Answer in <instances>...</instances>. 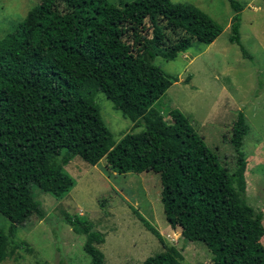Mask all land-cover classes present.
Instances as JSON below:
<instances>
[{
	"label": "trees",
	"instance_id": "obj_1",
	"mask_svg": "<svg viewBox=\"0 0 264 264\" xmlns=\"http://www.w3.org/2000/svg\"><path fill=\"white\" fill-rule=\"evenodd\" d=\"M227 2L228 42L248 58L239 37L242 5ZM221 31L198 8L169 0L120 7L106 0H40L0 39V215L8 222L6 235L0 228V262L15 227L42 213L30 186L55 199L66 195L75 182L62 167L76 156L90 166L104 158L120 173L157 174L166 225L187 242H201L210 264H264L263 212L245 198L243 114L230 127L236 168L229 174L184 116L166 123L152 108L177 82L154 60L172 61L193 43L208 46ZM96 92L133 122L117 143L93 103ZM245 170L248 176L254 168ZM131 212L160 242L157 231ZM64 222L84 237L89 264H105L96 246L103 243L100 233L78 216ZM179 260L170 247L140 264Z\"/></svg>",
	"mask_w": 264,
	"mask_h": 264
},
{
	"label": "rangeland",
	"instance_id": "obj_2",
	"mask_svg": "<svg viewBox=\"0 0 264 264\" xmlns=\"http://www.w3.org/2000/svg\"><path fill=\"white\" fill-rule=\"evenodd\" d=\"M133 1L106 0L115 7ZM169 1L198 8L222 31L206 47L193 43L172 61L154 60L155 66L176 76L177 82L152 108L162 113L166 123L174 116H184L216 156L218 165L229 174L236 168L229 144L230 127L235 115L243 114L248 132L243 137L241 152L245 169L247 165L254 168L248 176L244 169L245 198L254 211L263 212L260 244L264 248V0H235L243 7L239 37L248 58H243L239 48L228 42L232 12L227 0ZM39 2L0 0V39ZM92 100L114 143L131 131L133 122L113 109V103L102 93L96 92ZM63 152L56 157L58 160ZM105 166L103 159L90 166L78 157L72 158L62 169L75 184L59 199L30 186L42 213L29 216L15 227L0 264H89L82 251L84 237L64 222L65 217L72 216L89 222L92 230L100 233L103 243L96 246L105 264H140L170 247L178 251L181 264H210L212 255L201 242H187L178 229L166 225L157 174H124ZM131 208L157 231L160 242L139 223ZM0 228L6 235L8 222L1 215Z\"/></svg>",
	"mask_w": 264,
	"mask_h": 264
},
{
	"label": "clouds",
	"instance_id": "obj_3",
	"mask_svg": "<svg viewBox=\"0 0 264 264\" xmlns=\"http://www.w3.org/2000/svg\"><path fill=\"white\" fill-rule=\"evenodd\" d=\"M211 43H212V42H211ZM211 43H210V44H211ZM240 45H241V44H240ZM205 47H206V46H205ZM184 57H185V56H184ZM152 106H153V105H152ZM158 112H159V111H158ZM159 113H161V112H159ZM159 116H160V117L162 118V120H163V117H162L163 115H162V113H161ZM235 116H236V115H235ZM126 120H127V119H126ZM127 121H128V120H127ZM167 123H171V119H170ZM75 157H76V156H75ZM73 158H74V157H73ZM101 159L104 160V158H101ZM101 159H100V160H101ZM100 160H99V161H100ZM99 161H98V162H99ZM98 162H97V163H98ZM97 163H96V164H97ZM94 165H95V164H94ZM94 165H93V166H94ZM105 167H107V166H105ZM144 172H145V171H144ZM126 173H129V172H125L124 174H126ZM131 173H132V172H131ZM141 173H143V172H141ZM139 174H140V173H139ZM167 226H168V225H167ZM168 227H169V226H168ZM169 228H170V227H169ZM175 229H178V228H175ZM178 230H179V229H178ZM179 232H180V230H179Z\"/></svg>",
	"mask_w": 264,
	"mask_h": 264
},
{
	"label": "crops",
	"instance_id": "obj_4",
	"mask_svg": "<svg viewBox=\"0 0 264 264\" xmlns=\"http://www.w3.org/2000/svg\"><path fill=\"white\" fill-rule=\"evenodd\" d=\"M242 9H243V7H242ZM242 11V10H241ZM241 13V12H240Z\"/></svg>",
	"mask_w": 264,
	"mask_h": 264
}]
</instances>
